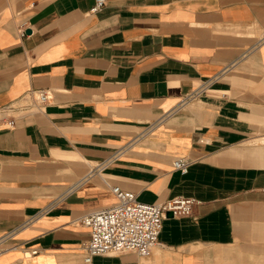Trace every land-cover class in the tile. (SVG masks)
Wrapping results in <instances>:
<instances>
[{"label":"crops","instance_id":"0c3cea01","mask_svg":"<svg viewBox=\"0 0 264 264\" xmlns=\"http://www.w3.org/2000/svg\"><path fill=\"white\" fill-rule=\"evenodd\" d=\"M95 3L0 0V264H264V0ZM113 186L200 202L148 257L87 263Z\"/></svg>","mask_w":264,"mask_h":264},{"label":"built area","instance_id":"2783aa9c","mask_svg":"<svg viewBox=\"0 0 264 264\" xmlns=\"http://www.w3.org/2000/svg\"><path fill=\"white\" fill-rule=\"evenodd\" d=\"M107 0H96L91 12L101 11ZM26 27L21 30L26 34ZM52 98L48 89L34 90L20 105H11L1 110L9 119L10 127L16 125L13 113H33L40 111ZM192 159L179 157L174 160V167L183 174L189 171ZM112 191L118 202L108 208L91 212L81 219V223L90 229V237L83 244L85 261L91 263L97 255H115L125 251H134L141 257H148L158 245L163 228V221L169 212L174 216L193 214L200 202L194 197L175 196L160 203H146L137 198L133 191L113 186ZM1 246V240H0ZM38 249H26V255L38 253Z\"/></svg>","mask_w":264,"mask_h":264},{"label":"water","instance_id":"95a60500","mask_svg":"<svg viewBox=\"0 0 264 264\" xmlns=\"http://www.w3.org/2000/svg\"><path fill=\"white\" fill-rule=\"evenodd\" d=\"M168 215H173V212H169Z\"/></svg>","mask_w":264,"mask_h":264}]
</instances>
